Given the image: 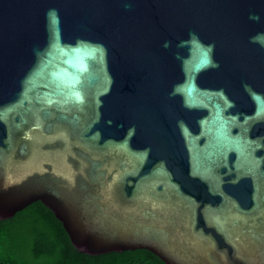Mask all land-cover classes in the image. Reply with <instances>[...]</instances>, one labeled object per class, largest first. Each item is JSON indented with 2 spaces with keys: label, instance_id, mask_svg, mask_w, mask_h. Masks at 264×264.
<instances>
[{
  "label": "water",
  "instance_id": "1",
  "mask_svg": "<svg viewBox=\"0 0 264 264\" xmlns=\"http://www.w3.org/2000/svg\"><path fill=\"white\" fill-rule=\"evenodd\" d=\"M34 202L85 255L264 264V0H0V221Z\"/></svg>",
  "mask_w": 264,
  "mask_h": 264
},
{
  "label": "trees",
  "instance_id": "2",
  "mask_svg": "<svg viewBox=\"0 0 264 264\" xmlns=\"http://www.w3.org/2000/svg\"><path fill=\"white\" fill-rule=\"evenodd\" d=\"M0 264H164L145 249L96 256L79 253L62 224L40 202L0 221Z\"/></svg>",
  "mask_w": 264,
  "mask_h": 264
}]
</instances>
